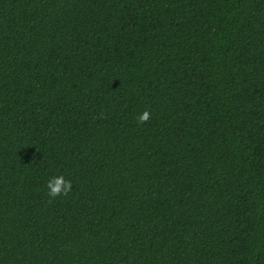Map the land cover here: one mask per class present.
<instances>
[{"label": "trees", "instance_id": "16d2710c", "mask_svg": "<svg viewBox=\"0 0 264 264\" xmlns=\"http://www.w3.org/2000/svg\"><path fill=\"white\" fill-rule=\"evenodd\" d=\"M0 264H264V0H0Z\"/></svg>", "mask_w": 264, "mask_h": 264}, {"label": "clouds", "instance_id": "9594fccd", "mask_svg": "<svg viewBox=\"0 0 264 264\" xmlns=\"http://www.w3.org/2000/svg\"><path fill=\"white\" fill-rule=\"evenodd\" d=\"M149 112L144 111L138 115L137 122L143 123L148 120ZM47 194L49 197L62 196L67 194L71 189V182L65 180L63 176H57L47 181Z\"/></svg>", "mask_w": 264, "mask_h": 264}]
</instances>
